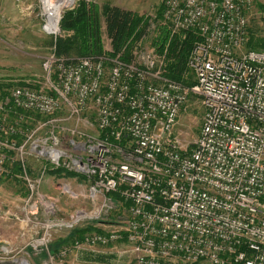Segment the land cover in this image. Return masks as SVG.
I'll return each instance as SVG.
<instances>
[{
	"label": "built area",
	"instance_id": "obj_1",
	"mask_svg": "<svg viewBox=\"0 0 264 264\" xmlns=\"http://www.w3.org/2000/svg\"><path fill=\"white\" fill-rule=\"evenodd\" d=\"M254 2L162 0L171 36L200 38L187 59L191 87L135 56L52 53L42 60L44 88L0 89V173L13 153L29 183L27 141L45 130L29 149L43 172L81 175L95 200L107 207L117 194L124 209L115 230L65 252L123 243L135 264H264V51L245 47ZM189 94L204 113L183 150L172 128ZM37 117L34 130L21 128Z\"/></svg>",
	"mask_w": 264,
	"mask_h": 264
},
{
	"label": "rangeland",
	"instance_id": "obj_2",
	"mask_svg": "<svg viewBox=\"0 0 264 264\" xmlns=\"http://www.w3.org/2000/svg\"><path fill=\"white\" fill-rule=\"evenodd\" d=\"M77 1L73 0L58 10L55 30L50 33L45 29L48 20L42 0H0V84H11L10 88H13L34 87L38 83L43 87L41 65L43 57L53 52L49 45L50 38L60 34L61 15L65 10L73 8ZM86 1L100 9L106 3L117 5L141 17L148 27L142 39L131 49V56H135V61L141 65L146 60L153 62L165 75L166 66L172 60L167 59L166 48L159 53L153 45L159 33L156 28L159 22L155 19L161 5L163 7L162 0ZM263 8L264 0H256L248 14V29L258 39H264ZM160 22L163 26L164 23ZM167 31L172 37L170 31ZM102 43L105 52L109 53L110 45L103 24ZM189 70L186 76H191V81L195 82L192 70ZM89 107L86 111L87 118H91L94 113L93 108ZM203 113L200 98L189 94L172 128V136L181 149L192 146L200 130ZM43 120L37 118L22 127L30 132L35 129L37 122ZM71 126L66 125L68 129ZM79 127L85 132L90 130V127H84L83 124ZM44 131H38L27 141L25 163L29 183L19 175H15L16 179L10 177L12 166L17 163V157L13 153L7 154V161L2 165L5 173H0V264H135L132 257L124 253L123 243L106 247L83 245L80 249L65 252V248H71L77 241L76 238L73 239L74 242L71 239L73 230L90 227L103 233L113 231L117 228L116 222L120 220L124 209L114 198H111L107 207L103 206L102 199L95 200L89 192L87 179L81 175L56 178L47 174V171L43 172L44 162L32 157L35 155L29 149L38 135H44ZM91 132L95 133V130ZM29 184L34 185L32 193ZM87 258H99L101 261L91 262Z\"/></svg>",
	"mask_w": 264,
	"mask_h": 264
},
{
	"label": "trees",
	"instance_id": "obj_3",
	"mask_svg": "<svg viewBox=\"0 0 264 264\" xmlns=\"http://www.w3.org/2000/svg\"><path fill=\"white\" fill-rule=\"evenodd\" d=\"M162 12L163 7L161 5L155 19L157 23L159 22L156 25L159 33L153 45L159 53H162L166 48L167 59L172 60L167 64L164 76L170 80L183 83L187 87H191L195 82L191 81V76H186L190 72L187 68V59L194 44L199 42L200 38L193 31L170 37L167 26L165 24L163 26L160 25V21L163 22ZM102 24L104 25L105 35L110 45L109 53L105 52L102 43ZM147 27V23L141 17L117 5L106 3L100 9L86 0H78L73 8L65 10L61 15L59 21L60 34L51 36L49 45L52 48V53L57 57L80 58L103 55L115 57L116 55H120L123 61H128L132 58L131 49L145 35ZM247 33L248 42L246 49L264 51V39L254 38L248 27ZM183 75L185 76L183 77ZM19 84L23 85L22 83ZM11 86V84L7 86L0 84V89H5V87L10 88ZM24 115L27 116V114ZM23 124L20 125L21 128H23ZM20 173L19 164L14 163L10 177L16 179L15 175H19ZM47 174L53 175L56 178L81 177L63 168L47 170ZM111 197L118 200L117 194H112ZM88 232L103 233L90 227L84 230L76 229L73 230L71 239L73 241L76 238L77 241L81 242L83 236ZM87 260L91 262L101 261L99 258H87Z\"/></svg>",
	"mask_w": 264,
	"mask_h": 264
},
{
	"label": "bare ground",
	"instance_id": "obj_4",
	"mask_svg": "<svg viewBox=\"0 0 264 264\" xmlns=\"http://www.w3.org/2000/svg\"><path fill=\"white\" fill-rule=\"evenodd\" d=\"M73 0H42L44 13L48 20V26H46V30L50 33H53L56 27L57 22V13L58 10Z\"/></svg>",
	"mask_w": 264,
	"mask_h": 264
}]
</instances>
